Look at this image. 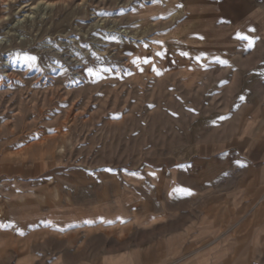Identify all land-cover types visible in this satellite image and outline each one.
<instances>
[{"label":"rangeland","instance_id":"obj_1","mask_svg":"<svg viewBox=\"0 0 264 264\" xmlns=\"http://www.w3.org/2000/svg\"><path fill=\"white\" fill-rule=\"evenodd\" d=\"M3 40L0 264H264V0H0Z\"/></svg>","mask_w":264,"mask_h":264},{"label":"snow or ice","instance_id":"obj_2","mask_svg":"<svg viewBox=\"0 0 264 264\" xmlns=\"http://www.w3.org/2000/svg\"><path fill=\"white\" fill-rule=\"evenodd\" d=\"M178 7H182V5H178ZM240 38L244 39V40H246L248 42V47L249 48H251L254 45V43H255L254 40H252L251 38H249L247 36H241ZM164 54L165 53L163 51H158V52L155 53V55L158 56V57L163 56ZM181 55L187 56L188 53L184 52V53H181ZM22 58H23V60L26 63H32V64H34L35 60H36V57L30 56V55H27V54H25ZM134 63H137V66H139V62H134ZM143 63L150 64L151 61L148 60V59H145V60H143ZM221 63H223L226 66H230V65L227 64V61H222ZM88 71H89V75H92V76L98 75V73L94 72L92 69H89ZM241 99H243V98H241ZM109 171H111V170H109ZM133 175H135V174H133ZM182 191H185V192H187V194L191 195V190L190 189H182Z\"/></svg>","mask_w":264,"mask_h":264},{"label":"crops","instance_id":"obj_3","mask_svg":"<svg viewBox=\"0 0 264 264\" xmlns=\"http://www.w3.org/2000/svg\"><path fill=\"white\" fill-rule=\"evenodd\" d=\"M41 201H42V197H38ZM122 224H121V222L119 221L118 223H117V227H120ZM4 240L5 239H2V237L0 238V244L2 243L3 244V242H4ZM171 264H175V263H171Z\"/></svg>","mask_w":264,"mask_h":264},{"label":"bare ground","instance_id":"obj_4","mask_svg":"<svg viewBox=\"0 0 264 264\" xmlns=\"http://www.w3.org/2000/svg\"><path fill=\"white\" fill-rule=\"evenodd\" d=\"M43 3H44V2H43ZM52 7H54L53 4H51V3H49V2L46 3L45 8L50 9V8H52ZM21 21H22V20H21ZM18 22L20 23V21H18ZM0 42H4V40H3V41H0Z\"/></svg>","mask_w":264,"mask_h":264}]
</instances>
